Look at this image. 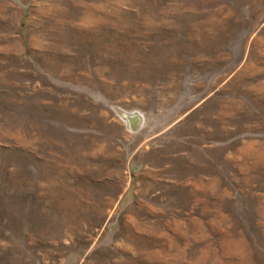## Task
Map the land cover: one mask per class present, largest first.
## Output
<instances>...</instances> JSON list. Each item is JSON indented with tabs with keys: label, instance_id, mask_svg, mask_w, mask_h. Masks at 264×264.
I'll return each instance as SVG.
<instances>
[{
	"label": "rangeland",
	"instance_id": "obj_1",
	"mask_svg": "<svg viewBox=\"0 0 264 264\" xmlns=\"http://www.w3.org/2000/svg\"><path fill=\"white\" fill-rule=\"evenodd\" d=\"M0 264H264V0H0Z\"/></svg>",
	"mask_w": 264,
	"mask_h": 264
},
{
	"label": "water",
	"instance_id": "obj_2",
	"mask_svg": "<svg viewBox=\"0 0 264 264\" xmlns=\"http://www.w3.org/2000/svg\"><path fill=\"white\" fill-rule=\"evenodd\" d=\"M127 118H132V119H130V120H132V122L135 124V122H137V120H138V116H137V114L136 113H132V114H128L127 116H126Z\"/></svg>",
	"mask_w": 264,
	"mask_h": 264
},
{
	"label": "bare ground",
	"instance_id": "obj_3",
	"mask_svg": "<svg viewBox=\"0 0 264 264\" xmlns=\"http://www.w3.org/2000/svg\"><path fill=\"white\" fill-rule=\"evenodd\" d=\"M130 119H132V118L129 117L128 120H130Z\"/></svg>",
	"mask_w": 264,
	"mask_h": 264
}]
</instances>
